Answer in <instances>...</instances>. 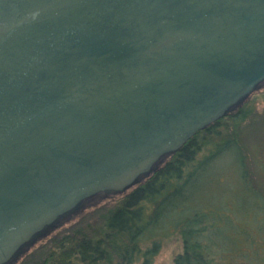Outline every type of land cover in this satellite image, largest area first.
<instances>
[{
  "label": "water",
  "instance_id": "1",
  "mask_svg": "<svg viewBox=\"0 0 264 264\" xmlns=\"http://www.w3.org/2000/svg\"><path fill=\"white\" fill-rule=\"evenodd\" d=\"M263 83L264 0H0V264Z\"/></svg>",
  "mask_w": 264,
  "mask_h": 264
},
{
  "label": "trees",
  "instance_id": "2",
  "mask_svg": "<svg viewBox=\"0 0 264 264\" xmlns=\"http://www.w3.org/2000/svg\"><path fill=\"white\" fill-rule=\"evenodd\" d=\"M262 87L123 192L85 200L9 264H152L172 235L171 264H264V162L245 140Z\"/></svg>",
  "mask_w": 264,
  "mask_h": 264
},
{
  "label": "rangeland",
  "instance_id": "3",
  "mask_svg": "<svg viewBox=\"0 0 264 264\" xmlns=\"http://www.w3.org/2000/svg\"><path fill=\"white\" fill-rule=\"evenodd\" d=\"M259 93H264V87L260 88L258 92L254 93V95L256 96ZM254 105L256 109L255 117L254 120L250 123V125L246 127L247 136L245 140L247 143L255 145V148L258 151L261 161L264 162V101L261 98H257L254 102ZM68 225L69 223L64 224L62 228ZM60 229L61 228L57 229L56 231ZM47 237L43 238L40 241H38V239H35V241L31 243L32 246H29V251L32 248L36 247L40 242H45ZM179 250L180 242L177 236L172 235L168 237L162 242V246L160 247L159 252L154 257L152 264H171L172 256ZM20 261L21 259H17L15 264H20Z\"/></svg>",
  "mask_w": 264,
  "mask_h": 264
}]
</instances>
